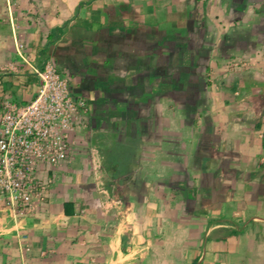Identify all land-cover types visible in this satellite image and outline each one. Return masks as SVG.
<instances>
[{
    "label": "crops",
    "instance_id": "obj_1",
    "mask_svg": "<svg viewBox=\"0 0 264 264\" xmlns=\"http://www.w3.org/2000/svg\"><path fill=\"white\" fill-rule=\"evenodd\" d=\"M47 63L103 120L0 200V264H264V0H0V133Z\"/></svg>",
    "mask_w": 264,
    "mask_h": 264
},
{
    "label": "built area",
    "instance_id": "obj_2",
    "mask_svg": "<svg viewBox=\"0 0 264 264\" xmlns=\"http://www.w3.org/2000/svg\"><path fill=\"white\" fill-rule=\"evenodd\" d=\"M51 63L40 70L42 79L38 97L29 104L4 103L0 133V200L6 197L31 200L36 189L39 163L60 164L71 151L69 124L52 120L53 102L63 96L60 75ZM71 99L70 88L67 89ZM74 100V99H73Z\"/></svg>",
    "mask_w": 264,
    "mask_h": 264
},
{
    "label": "rangeland",
    "instance_id": "obj_3",
    "mask_svg": "<svg viewBox=\"0 0 264 264\" xmlns=\"http://www.w3.org/2000/svg\"><path fill=\"white\" fill-rule=\"evenodd\" d=\"M52 65L56 68L58 72L57 74L60 75V81L63 82L61 88V90L63 89V96L53 102V105L58 109L52 114V120L57 124H69V136L71 137L74 134L77 125L84 126L89 124L91 108L84 97L79 96L75 98L73 97L74 100L71 99L69 91L67 90L68 87L70 88L68 79L58 71L54 63H52ZM102 138L104 139L103 135Z\"/></svg>",
    "mask_w": 264,
    "mask_h": 264
},
{
    "label": "trees",
    "instance_id": "obj_4",
    "mask_svg": "<svg viewBox=\"0 0 264 264\" xmlns=\"http://www.w3.org/2000/svg\"><path fill=\"white\" fill-rule=\"evenodd\" d=\"M62 33H63V29H61V28L55 29L52 32V34H50V36H49V44L51 45V44L55 43L59 39V35L62 34ZM70 92H71V95L74 97L75 95L73 94L71 88H70ZM87 104L90 106L88 101H87ZM91 117L93 118V120H97L98 122H100V120H103V118L100 116V114H95L94 112L91 113ZM96 124H98L97 128H100V129H102L103 126H104V124H102V123L99 124V123L96 122ZM112 163L114 165H116L117 167L120 165V162L117 161V160H114Z\"/></svg>",
    "mask_w": 264,
    "mask_h": 264
}]
</instances>
